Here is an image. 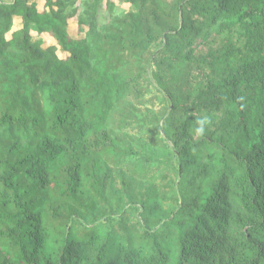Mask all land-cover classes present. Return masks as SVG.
<instances>
[{
  "label": "trees",
  "instance_id": "trees-1",
  "mask_svg": "<svg viewBox=\"0 0 264 264\" xmlns=\"http://www.w3.org/2000/svg\"><path fill=\"white\" fill-rule=\"evenodd\" d=\"M39 3L0 0V264H264V0Z\"/></svg>",
  "mask_w": 264,
  "mask_h": 264
},
{
  "label": "rangeland",
  "instance_id": "rangeland-1",
  "mask_svg": "<svg viewBox=\"0 0 264 264\" xmlns=\"http://www.w3.org/2000/svg\"><path fill=\"white\" fill-rule=\"evenodd\" d=\"M36 1H38V2L40 1L39 6H38L39 7V10H40L41 9V0H36ZM73 20H75V19H73ZM15 27H17V26H15ZM80 36H82V35H80ZM33 40H38V36H36L35 34H33ZM50 43H51V40L45 39V41L42 43V45L44 46V45H48Z\"/></svg>",
  "mask_w": 264,
  "mask_h": 264
},
{
  "label": "clouds",
  "instance_id": "clouds-1",
  "mask_svg": "<svg viewBox=\"0 0 264 264\" xmlns=\"http://www.w3.org/2000/svg\"><path fill=\"white\" fill-rule=\"evenodd\" d=\"M198 131L202 132V131H203V129H202V128H201V129H198Z\"/></svg>",
  "mask_w": 264,
  "mask_h": 264
},
{
  "label": "crops",
  "instance_id": "crops-1",
  "mask_svg": "<svg viewBox=\"0 0 264 264\" xmlns=\"http://www.w3.org/2000/svg\"><path fill=\"white\" fill-rule=\"evenodd\" d=\"M18 27V25H16Z\"/></svg>",
  "mask_w": 264,
  "mask_h": 264
}]
</instances>
